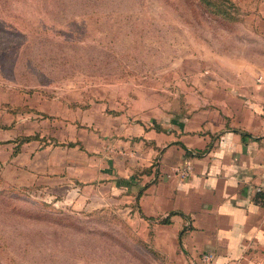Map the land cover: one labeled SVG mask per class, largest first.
<instances>
[{
    "label": "rangeland",
    "instance_id": "rangeland-1",
    "mask_svg": "<svg viewBox=\"0 0 264 264\" xmlns=\"http://www.w3.org/2000/svg\"><path fill=\"white\" fill-rule=\"evenodd\" d=\"M217 1L235 21L201 0H0V264H165L120 180L67 170L117 163L109 115L247 54L262 0Z\"/></svg>",
    "mask_w": 264,
    "mask_h": 264
},
{
    "label": "crops",
    "instance_id": "crops-1",
    "mask_svg": "<svg viewBox=\"0 0 264 264\" xmlns=\"http://www.w3.org/2000/svg\"><path fill=\"white\" fill-rule=\"evenodd\" d=\"M247 27L257 39L247 54L207 64L202 81L181 84L180 100H158L149 112L139 106L129 124L122 113L109 115L123 153L117 163L104 170L70 164L67 170L77 181L100 171L120 180L118 188L125 197L132 194L165 264L264 260L263 193L255 190H264V84L254 81L264 74V0L260 19ZM214 69L220 73L211 78ZM184 161L191 172L180 179L170 168ZM204 253L210 263L200 260Z\"/></svg>",
    "mask_w": 264,
    "mask_h": 264
},
{
    "label": "built area",
    "instance_id": "built-area-1",
    "mask_svg": "<svg viewBox=\"0 0 264 264\" xmlns=\"http://www.w3.org/2000/svg\"><path fill=\"white\" fill-rule=\"evenodd\" d=\"M254 81L259 84H264V74L261 72H258L255 77ZM170 172L177 176L180 179L187 178L191 172V165L189 162L184 161L181 164L174 165L170 168ZM257 192L263 193V203H264V190H262L260 187L255 188ZM200 260L204 263H210L212 260V256L208 253H204L200 256ZM244 264H264V260L262 259H254L251 257H245L243 258Z\"/></svg>",
    "mask_w": 264,
    "mask_h": 264
},
{
    "label": "trees",
    "instance_id": "trees-1",
    "mask_svg": "<svg viewBox=\"0 0 264 264\" xmlns=\"http://www.w3.org/2000/svg\"><path fill=\"white\" fill-rule=\"evenodd\" d=\"M204 2V4H206L209 7V11L216 16H220L223 19L226 20H230V21H235V16L228 11L224 5L222 4V2H218L217 0H201ZM33 137H24L21 138L22 142H27L30 139H32ZM71 144H69V146H71Z\"/></svg>",
    "mask_w": 264,
    "mask_h": 264
}]
</instances>
